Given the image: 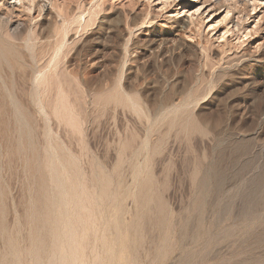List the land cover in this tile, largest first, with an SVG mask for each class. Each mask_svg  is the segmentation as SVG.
Wrapping results in <instances>:
<instances>
[{
  "label": "rangeland",
  "instance_id": "374dc122",
  "mask_svg": "<svg viewBox=\"0 0 264 264\" xmlns=\"http://www.w3.org/2000/svg\"><path fill=\"white\" fill-rule=\"evenodd\" d=\"M44 1L0 0V264H264V0Z\"/></svg>",
  "mask_w": 264,
  "mask_h": 264
},
{
  "label": "bare ground",
  "instance_id": "6f19581e",
  "mask_svg": "<svg viewBox=\"0 0 264 264\" xmlns=\"http://www.w3.org/2000/svg\"><path fill=\"white\" fill-rule=\"evenodd\" d=\"M19 1H20V4L22 5V3H23L22 1H23V0H19ZM35 1H36V0H35ZM40 1H41V0H40ZM43 1H44V0H43ZM45 1H46V0H45ZM45 1L43 2L42 6H40V8H41V7L43 8V10H45V9L47 8V3H48V2L46 3ZM27 2H28V1H26V3H27ZM30 2H32V0H30ZM33 2H34V1H33ZM34 3H35V2H34ZM34 3H32V5H33ZM28 4H29V3H28ZM26 5H27V4H26ZM29 5H31V4H29ZM32 7H34V5H33ZM25 8H26V7H25ZM42 8H41V9H42ZM29 9H30V11L32 10L31 8H28V10H29ZM0 16H2V15H0ZM9 18H10V16H9ZM9 18H6V17H5V18H4V17H0V29H1L2 31L4 30V28H6V27L8 28V27H9V23H11V22H9V20H8ZM10 21H12V20H10ZM63 24H64V22H63ZM63 24H62V27H63ZM64 25H65V24H64ZM18 26H19V25H18ZM56 26H57V25H56ZM13 27H16V26H13ZM50 27H51V26H50ZM2 28H3V29H2ZM12 29H13V28H12ZM12 29H10V30H12ZM14 29H16V28H14ZM14 29H13L12 32H14ZM62 29H63V31L65 30L64 27H63ZM6 30H7V29H6ZM17 30H18V29H17ZM4 31H5V30H4ZM7 32H8V30H7ZM19 32H20V31L18 30V33H19ZM65 32H66V31H65ZM0 33H1V35H2L3 32H0ZM8 34H10V33H8ZM3 35H4V33H3ZM4 36H7V35H4ZM4 36H3V37H4ZM9 36H11V35H8V38H9ZM13 36H14V34H13ZM16 36H17V34H16ZM63 36L65 37L66 35H63ZM13 38H14V37H13ZM3 39H4V38H3ZM5 39H6V38H5ZM5 39H4V40H5ZM6 40H7V39H6ZM6 40H5V41H6ZM9 40H14V39H9ZM38 40H39V39H38ZM28 41H30V39H29ZM9 42H10V41H9ZM6 43H8V41H7ZM29 43H31V42H29ZM10 44H11V42H10ZM12 44H13V43H12ZM36 44H37V43H36ZM27 45H28V44H27ZM54 45H55V44H54ZM12 46H13V45H12ZM55 46H56V45H55ZM57 46H58V45H57ZM57 46H56V47H57ZM58 49H60V46L57 47L55 50H54V48H53V50L55 51V53H56V51H58V53H59V50H58ZM52 52H53V51H52ZM1 53H2V51H1ZM1 55H3V54H1ZM1 55H0V56H1ZM57 55H58V54H57ZM3 56H4V55H3ZM55 56H56V54H55ZM31 57H34V56L32 55ZM53 58H54V55H53ZM53 58H51V59H53ZM31 59H32V58H31ZM34 59H35V58H34ZM31 61H33V60H31ZM35 62H36V61H35ZM35 62H33V64H35ZM34 73H35V72H34ZM34 76L37 77L36 74H35ZM34 76H33V78H34ZM38 76H39V75H38ZM34 79H35V78H34ZM34 79H33V80H34ZM33 80H32V82H34ZM35 81H36V80H35ZM35 84H36V82H35ZM35 84H34V85H35ZM31 85H32V84H31ZM34 85H33V86H34ZM35 87H36V86H35ZM32 88H33V87H32ZM37 88H38V87H37ZM37 88H36V89H37ZM32 90H33V89H32ZM32 90H30V91H32ZM37 90H38V89H37ZM30 91H28V92H30ZM39 91H40V90H39ZM10 94H11V93H10ZM29 94H30V93H29ZM32 94H33V92H32ZM38 94H39V92H38ZM37 97H38V96H37ZM38 98H39V97H38ZM38 100L40 101V98H39ZM17 101H18V100H17ZM17 101L14 100V102H16V103H17ZM16 103H15V104H16ZM37 103H38V102H36V104H37ZM29 104H30V103H29ZM29 104H28V106H29ZM36 104H35L34 106L37 107ZM40 104H41V101H40ZM42 104H44V103L42 102ZM42 104H41V105L38 104V105L44 107ZM13 105H14V104H13ZM39 106H38V107H39ZM17 107H18V105H17ZM42 107H40V110H41ZM13 108H14V107H13ZM18 108H19V107H18ZM36 109H37V108H36ZM43 109H45V107H44ZM16 110L18 111V112H15L16 114H21L17 108H16ZM14 111H15V109H14ZM37 111H38V109H37ZM41 111H42V110H41ZM43 111H44V110H43ZM43 111H42V112H43ZM42 112H41V113H42ZM44 112H45V111H44ZM23 124H24V123H23ZM24 127H25V126H24ZM48 129H49V128H48ZM49 130H51V129H49ZM74 198H75V197H74ZM78 202H79V201H78ZM72 203H73V202H72ZM40 205H41V204H40ZM46 206H47V205H46ZM72 209H73V208H72ZM57 213H58V212H57ZM73 213H74V212H73ZM55 214H56V213H55ZM58 215H60V213H59ZM32 216H33V215H32ZM40 216H41V215H40ZM40 216H39V217H40ZM43 217H44V216H43ZM32 218H33V217H32ZM62 218H63V217H62ZM59 219H60V216H59ZM63 219H64V218H63ZM48 221H49V220H48ZM51 223H52V221H51ZM61 224H62V223H61ZM52 226H53V225H52ZM64 226L66 227V225H64ZM62 227H63V225H62ZM70 227H73V226L70 225ZM75 227H76V226H75ZM49 228H50V227H49ZM55 228H56V227H55ZM67 228H68V227H67ZM64 229H65V228H64ZM74 229H75V228H74ZM47 230H48V227H47ZM57 230H58V228H57ZM60 231H61V230L59 229V232H60ZM69 231H71V230H69ZM72 231H73V230H72ZM68 233H69V232H68ZM38 234H39V233H38ZM52 234H53V233H52ZM54 234H55V233H54ZM61 234H62V233H61ZM73 234H74V233H73ZM73 234H72V235H73ZM44 235H45V234H44ZM62 235H63V234H62ZM67 235H68V234H67ZM65 236H66V235H65ZM65 236H64V237H65ZM42 237H43V236H42ZM57 237H58V236H57ZM73 237H74V236H73ZM73 237H72V238H73ZM43 238H44V237H43ZM48 238H49V237H48ZM68 238H69V237H68ZM63 239H64V238H63ZM53 240H56V238H55V239H52V241H53ZM58 240H59V238H58ZM61 240H62V239H61ZM72 241H73V240H72ZM43 242H44V241H43ZM55 242L58 243V241H55ZM70 242H71V241H70ZM52 243H54V242H52ZM64 243H65V242H64ZM50 244H51V243H50ZM40 245H41V244H40ZM57 245H58V244H57ZM67 245H68V244H67ZM77 245H78V244H77ZM54 246H56V244H55ZM64 246H65V245H64ZM67 247H68V246H67ZM121 247H122V246H121ZM50 248L52 249V248H53V245H52V247L50 246ZM69 248H70V247H69ZM76 248H77V247H76ZM41 249H42V248H41ZM43 249L46 250L45 247H44ZM47 249H48V248H47ZM55 249H56V247H55ZM55 249H54V250H55ZM121 249H122V248H121ZM44 250H43V251H44ZM48 250H49V249H48ZM56 250H57V249H56ZM60 250H61V248H60ZM60 250H59V251H60ZM72 250H73V249H72ZM74 250H75V249H74ZM74 250H73V251H74ZM14 251H15V250H14ZM43 251H41V252H43ZM63 251H64V250H63ZM77 251H78V249H77ZM116 251H117V249H116ZM116 251H115V252H116ZM74 252H76V251H74ZM77 253H78V252H77ZM56 254H57V252H56ZM56 254H55V255H56ZM52 255H53L52 257L54 258L55 256H54L53 253H52ZM72 255H73V254H72ZM75 255H77V254L75 253ZM79 255H80V254H79ZM17 256L19 257V255H17ZM60 256H61V255H60ZM113 256H114V254H113ZM116 256H117V255H116ZM49 257H50V255H49ZM49 257H48V258H49ZM52 257L49 258V260H51V261H49V262H50V263H52V262L56 263V260L52 259ZM108 257H109V256H108ZM44 258H46L45 255H44ZM112 258H113V257H112ZM114 258H115V257H114ZM68 259L70 260V258H68ZM71 259H72V258H71ZM73 259H75V257H74ZM77 259H79V257H78V258L76 257V259L74 260V262L77 261ZM117 259H118V258H117ZM58 260H59V259H58ZM97 260H99V259H97ZM38 261H40V260H38ZM46 261H47V260H46ZM11 262H12V261H11ZM49 262H47V264H50ZM57 262H58V261H57ZM107 262H108V261H107ZM59 263H60V264H67V259H66V257H62V258L60 259ZM97 263H98V262H97ZM108 263H109V262H108ZM71 264H72V263H71Z\"/></svg>",
  "mask_w": 264,
  "mask_h": 264
}]
</instances>
